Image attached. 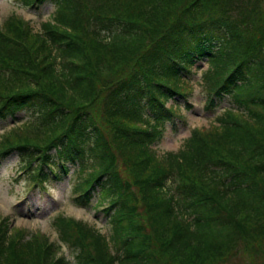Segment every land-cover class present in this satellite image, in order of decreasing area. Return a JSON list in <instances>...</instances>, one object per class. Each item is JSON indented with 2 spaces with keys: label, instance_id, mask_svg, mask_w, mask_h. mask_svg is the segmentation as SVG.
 Segmentation results:
<instances>
[{
  "label": "trees",
  "instance_id": "trees-1",
  "mask_svg": "<svg viewBox=\"0 0 264 264\" xmlns=\"http://www.w3.org/2000/svg\"><path fill=\"white\" fill-rule=\"evenodd\" d=\"M18 1L56 13L0 28V121L39 116L0 151L41 188L86 172L73 203L109 200L110 235L59 216L60 240L13 237L0 219V264H71L64 245L74 264H264V0ZM198 61L204 109L237 113L161 158Z\"/></svg>",
  "mask_w": 264,
  "mask_h": 264
},
{
  "label": "rangeland",
  "instance_id": "rangeland-1",
  "mask_svg": "<svg viewBox=\"0 0 264 264\" xmlns=\"http://www.w3.org/2000/svg\"><path fill=\"white\" fill-rule=\"evenodd\" d=\"M54 10V4L49 2L32 8L13 5L8 0H0V28L3 27L6 18L17 14L41 30L44 28V24H53ZM207 69L208 64L204 61H198L192 67L193 72L188 88L192 94L187 96L189 106L185 100L180 98L177 107L182 117L176 115L177 123L167 124L160 142L151 146L159 157L164 158L169 153L181 149L193 130H207L213 126H219V120L216 117L222 116L226 112V108H231L232 113L235 112L236 106L229 98H225L215 115L209 117L206 115L208 111L203 109V102L208 101V92H205L207 84L204 80ZM175 103L176 101L172 99L167 105ZM12 119L0 121V142L8 137L9 130L18 133V128L25 129L24 126L29 122L35 124L39 120V116L21 112L16 116L15 122ZM31 130L34 129L29 128L27 131ZM22 170L21 157L16 154H6L4 158H0V219H5L13 237H29L39 234L41 237L46 235L51 241L60 240L58 228L55 225L59 216L86 222L104 235H110V226L103 211L110 204L109 200L98 203L97 196L94 195L91 200L92 205L87 207H79L72 202L73 197L79 193L77 186L85 180L86 172L74 173V168H72L69 174L61 179L51 177L52 184L50 186L39 188L42 185L35 186L33 180L29 181L25 174H21ZM63 250L71 264H74V259L65 245ZM114 251L116 250L114 249ZM222 264L231 263L224 262Z\"/></svg>",
  "mask_w": 264,
  "mask_h": 264
}]
</instances>
